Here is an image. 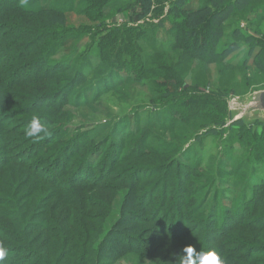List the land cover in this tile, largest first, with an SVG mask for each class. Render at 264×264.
<instances>
[{"label": "rangeland", "instance_id": "obj_1", "mask_svg": "<svg viewBox=\"0 0 264 264\" xmlns=\"http://www.w3.org/2000/svg\"><path fill=\"white\" fill-rule=\"evenodd\" d=\"M30 2L39 11L59 2L71 12L62 17L13 11L0 20L4 27L11 26L10 18L23 26L63 21L65 38V43L56 38L60 45L46 67L24 59L17 63L23 67L18 65L16 78H8L9 64L16 59L9 43L18 32L0 27V243L7 249L3 264H171L165 262L167 239L148 219L152 212L126 205L124 185L138 180L132 195L136 201L138 196L158 202L164 194H184L189 198L181 217L184 232L213 231L215 239L224 234L219 242L231 238L234 249L251 247L250 264H264V230L246 224L229 228L251 206L253 195L264 197V188H259L264 185V154L262 161L255 159L237 143L239 128L232 125L241 119L251 132L263 129L262 119L242 113L245 98L264 90V73L253 65V45L247 39L264 41V21L256 19L263 3L249 5L235 15L236 21H222L223 37L200 61L171 49L177 35L173 25L183 27L168 15L172 0L156 11L158 17L143 16L140 6L127 8L131 0H112L100 21L80 14L84 5L78 0ZM199 3L191 1L187 8L198 9ZM116 34L132 39L135 50H98L99 42H113L108 36ZM146 41L154 42V51ZM223 48L227 52L215 60V52ZM162 51L165 56L153 57ZM100 52L116 58L110 59L112 68L100 59ZM120 57L127 62L143 58L151 71L136 79L126 74L130 63L116 64ZM149 57L153 67L157 63L170 68L178 77L175 92L156 74ZM37 71L62 73L34 81ZM191 97L195 108L180 107L181 100ZM34 117L46 123L48 135L25 136ZM194 206L197 211L192 213ZM149 208L162 205L152 203ZM132 211L147 219L136 227L123 223ZM248 221L264 225V208L253 210ZM116 229L157 248L158 254L119 259L104 255L103 237ZM199 242L188 235L170 246ZM226 244L232 246L230 240Z\"/></svg>", "mask_w": 264, "mask_h": 264}, {"label": "trees", "instance_id": "obj_2", "mask_svg": "<svg viewBox=\"0 0 264 264\" xmlns=\"http://www.w3.org/2000/svg\"><path fill=\"white\" fill-rule=\"evenodd\" d=\"M80 1L84 5L83 10L80 11V14H83L88 18H92L93 21H100L105 16V8H107L108 5L111 4L112 0H78V3ZM165 1L167 2L171 0H131V3L127 6V8L140 6L143 16L154 14V17H158L156 16L158 15L156 11H161L162 5L165 4ZM191 1H193L194 4L199 3L197 0H172L173 4L168 10V15L173 16L176 21L180 20L179 23L183 25V27L173 25L174 27H176L175 29L177 35L174 44L171 46V49L172 51L182 50L183 55L188 57L189 59H197L200 61L206 60V58L211 55V51H214L210 50L212 44L217 43V39L223 37L221 33L222 28L220 26L221 22L228 21L232 18H234L235 21L238 20L235 15L243 14L245 11H247V7L249 5H254L255 3H258L260 5L261 3H263V5L261 6L262 12L257 14L256 19L259 21H264V0H207L205 3H199L201 4V6L198 9H188L187 7L191 3ZM33 5L34 3L30 2V4L27 5L28 7H26L21 6L20 0H0V20L5 18L7 12L10 13L13 11L31 16L57 15L62 17L65 16L68 11L71 12V10L63 9V7L58 6L59 2H57V4L54 3L50 7H47L46 9L40 11L33 8ZM175 15H177L178 18ZM10 20L11 21H9V23H11V26H0L1 30L6 28L18 32V36L13 39L12 43H9L10 46L8 50H13L14 54H16V59L11 60L12 62H10L9 64L10 69H8V71L11 72L7 75L8 78L9 75H12L16 78L17 72H19L18 65H22L17 63L19 61H24V59H29L28 63L30 65L38 64L41 67H46L48 65V62L46 60H48L53 55L52 51L55 50L58 45H60L59 43H57L56 38L62 37L59 39L63 43H65V38L62 32V30L64 29L62 25L63 21L59 24L50 22L51 19H47L46 22L43 23V25L23 26L22 24H19V21L16 18H10ZM115 31L118 30L115 29ZM129 32L130 31H126L124 35L129 34ZM124 35L116 34L108 36L109 39H113V42H99L98 50H135L132 47V39L127 40L128 38H125ZM237 37L240 40H244V38H242L239 34L237 35ZM137 39H141L143 41L144 38L138 35ZM247 39L248 42L253 45L251 46L250 51V55L253 56V65L261 70L262 73H264V41L254 38ZM146 42L152 46L151 50L154 51V42ZM22 43L23 45L21 46ZM110 46H113L114 49H110ZM117 46H119L120 48H118ZM255 49L257 50L254 53ZM226 52V48L216 51L215 60H221L222 55ZM101 53L102 52H100V59H102V61H104L107 66H111L110 68H112L113 63L110 61V59L116 58L113 57L112 54H109L107 52H103V54ZM166 53L167 52L162 51L160 53H156L157 55L153 57L156 58L158 56H165ZM153 55H155V53ZM153 57H149L148 59L149 64L151 63L152 67ZM122 59H126V57H120L116 64L127 62V60L124 61ZM127 63H130L131 66L130 70H128L129 73L127 72L126 74L136 79L143 78L151 71H149L148 63H146L145 59L143 58L133 57L132 59H130V62ZM153 68H156V74L163 77L166 84L173 89V92L178 89V79L177 81L175 80L178 77L175 76V73H172L170 68L161 67V65L157 63ZM165 71H167V73ZM77 72V76L81 77L82 74H79L81 70ZM59 73L62 72L37 71L33 79L34 81H39L44 78L56 77V75H58ZM10 86L13 87L12 82L11 84H9V87ZM4 93H7V91ZM192 99L193 97L189 98L188 100H181L182 102L180 103V107H188V109L190 110L192 106L194 107V100ZM218 109L220 113L223 112L221 108ZM28 111L31 110H27V113ZM232 125L239 128L237 134L235 135V137L237 138V143L241 144L243 148L247 149V151L252 152L255 159L261 160L262 154H264V120L262 121L261 125L259 123V125L263 127L261 132H251V127L246 128V125L241 119L234 121ZM139 182L140 180H138L137 182L133 181V183H125L124 188L127 190L125 199L126 205H128V207L130 208L145 209L147 213L149 211L152 212V217L148 219H150V222L152 221V224L155 226V232L163 235V237L168 241L164 246L167 250V258L165 260L166 263H168V260H174V256L172 255L173 253H178L185 246H187L177 244L170 246V243H176L179 238L191 235L193 238H196L197 241H200L199 245H191L197 251H199L203 245H205V247L207 248L214 247L222 255V258L227 263L250 264V258L252 257L251 255H253L251 254V247H244L245 250L241 247L234 249V245L236 244L231 241V238L227 239L225 237V242H219L220 239L223 238L222 235L224 234L217 236V238L220 239H215V232L213 231L204 230V232H200V230L195 229L190 232H184L185 228H180L181 221H183L181 220V217L184 218L186 215L185 213H183V211L186 210L185 207L186 200L189 199L188 196L180 193H171L166 195L164 194L160 198V200H158V202H156L157 200H154V198L151 197L148 198L147 202V200L145 201V198L143 199V196H138V200L136 201V198L132 195L136 191L134 188L137 187ZM178 183L179 182H177L174 186L175 190H177ZM183 185H185L184 182L182 183L181 187H183ZM259 188L262 190L264 188V185L262 184ZM152 203L162 205V208L166 207L169 212H163L162 208V211L161 209L157 208L152 210V208H149L151 207ZM248 207L249 208L243 210L240 215L238 214L233 222H231L230 220L231 223L229 228L231 226H233V228H240L242 226H245L246 224L258 230H264V225H261L260 223L255 225V223H250L248 221L249 215L252 214L253 210H255L256 208H264L263 195H253V202L251 203V206ZM196 208L197 206L192 207V213H195L197 211L195 210ZM144 216L145 215H139L136 212L132 211L127 215V218H125V220L123 218L122 222L127 224L129 223L133 227H136L142 224L145 219H147ZM258 219V222L262 220L260 217ZM229 228L227 230L228 232L230 231ZM126 233V230L121 229H116L111 233H106L103 237L104 240H102V249H100L101 253L106 256L108 255V257L110 256V258L113 259H119L127 255L150 257L158 254L159 250H157V248H150L148 244L146 245L140 239L129 238ZM113 238L115 240H113ZM229 240L230 245H232L231 247L226 244ZM262 251L264 252V250Z\"/></svg>", "mask_w": 264, "mask_h": 264}, {"label": "clouds", "instance_id": "obj_3", "mask_svg": "<svg viewBox=\"0 0 264 264\" xmlns=\"http://www.w3.org/2000/svg\"><path fill=\"white\" fill-rule=\"evenodd\" d=\"M29 0H20L21 6H27ZM24 134L29 138H41L48 135V127L40 118L34 117L25 127ZM7 249L0 243V264H3ZM172 264H225L222 255L214 247L201 248L197 251L193 246H185L180 252L173 253Z\"/></svg>", "mask_w": 264, "mask_h": 264}, {"label": "water", "instance_id": "obj_4", "mask_svg": "<svg viewBox=\"0 0 264 264\" xmlns=\"http://www.w3.org/2000/svg\"><path fill=\"white\" fill-rule=\"evenodd\" d=\"M242 113L264 120V90L253 92L245 98Z\"/></svg>", "mask_w": 264, "mask_h": 264}]
</instances>
